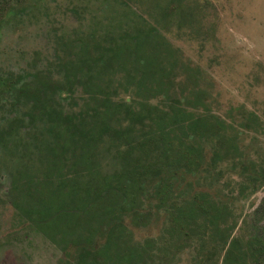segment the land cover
Here are the masks:
<instances>
[{"label":"trees","instance_id":"16d2710c","mask_svg":"<svg viewBox=\"0 0 264 264\" xmlns=\"http://www.w3.org/2000/svg\"><path fill=\"white\" fill-rule=\"evenodd\" d=\"M39 1L6 0L1 17L49 18ZM66 1L76 21L56 30L46 65L35 53L0 71L16 216L64 264L171 262L185 249L196 264H264V197L234 235L235 203L264 187V154L245 144L264 137V112L215 110L204 71L174 43L212 41L208 1Z\"/></svg>","mask_w":264,"mask_h":264},{"label":"rangeland","instance_id":"374dc122","mask_svg":"<svg viewBox=\"0 0 264 264\" xmlns=\"http://www.w3.org/2000/svg\"><path fill=\"white\" fill-rule=\"evenodd\" d=\"M205 1L210 5V22L214 27L212 41L175 40L174 43L180 47L183 59L204 71L215 110L222 113L229 106H244L261 114L264 112V0ZM41 3L47 5L45 13L49 18L23 15L9 21V17H1L4 13H0V71L27 69L35 53L36 66L43 68L53 55L56 30L62 25L70 29L75 24L76 18L66 10V0H41L37 3L39 8ZM252 140L248 136L245 144L264 154V137ZM0 176V264H64L65 256L16 216L7 198L9 178L1 169ZM263 197L264 187L235 203L239 222L234 235L247 234L246 223H253L251 216ZM160 226V223L151 224L132 230L136 240H143L159 236ZM153 264L196 262L193 250L185 249L174 261Z\"/></svg>","mask_w":264,"mask_h":264},{"label":"flooded vegetation","instance_id":"af4514ba","mask_svg":"<svg viewBox=\"0 0 264 264\" xmlns=\"http://www.w3.org/2000/svg\"><path fill=\"white\" fill-rule=\"evenodd\" d=\"M6 0H0V5H2V6H4L3 4H4V2H5ZM6 6V5H5ZM1 13V12H0ZM5 17V16H4ZM1 26V25H0ZM0 168H1V166H0ZM1 171H3V173L6 175V168L4 169V168H1ZM0 179H1V176H0ZM7 195H8V193H7ZM23 221V220H22ZM23 223L25 224V225H27L28 227L29 226H31L27 221H23ZM34 230H36L35 228H34V226H31ZM37 231V230H36ZM39 233V232H38ZM40 234V233H39ZM41 235V234H40ZM42 236V235H41ZM45 238V237H44ZM46 239V238H45ZM47 240V239H46ZM48 241V240H47ZM49 243H51L50 241H48ZM52 244V243H51ZM53 245V244H52ZM54 246V245H53ZM55 248H57L56 246H54ZM58 249V248H57ZM62 253V252H61Z\"/></svg>","mask_w":264,"mask_h":264}]
</instances>
